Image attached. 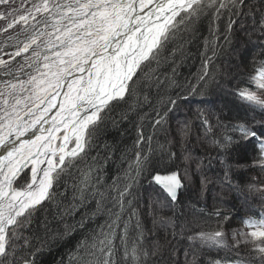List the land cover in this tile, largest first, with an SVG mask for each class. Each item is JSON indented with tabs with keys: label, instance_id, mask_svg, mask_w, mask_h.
<instances>
[{
	"label": "snow or ice",
	"instance_id": "6c2138e0",
	"mask_svg": "<svg viewBox=\"0 0 264 264\" xmlns=\"http://www.w3.org/2000/svg\"><path fill=\"white\" fill-rule=\"evenodd\" d=\"M10 2L0 0V5ZM26 3L31 6L25 7L22 0L19 9H12L21 14L0 28L2 35L21 25L20 31L6 38L15 48L10 59L0 58V264H38L40 254L77 231L82 233V239L69 253L67 264H181L177 254L185 238L188 243L183 248L182 264H202L201 256L213 249L231 255L211 259L209 264H264V213L259 219L248 216L242 220V227L229 233L224 225L230 217L215 202L213 211H197L215 217L216 228L192 232L187 237L181 228L172 232L171 239L165 237L164 243L157 240L150 247L145 244V230L133 207L134 189L141 177L147 173L150 182L164 194V201L157 202L161 210L170 206L175 211L181 190L192 181V175L187 167L183 174L170 170L175 153L166 151L165 145L152 148L153 137H145L141 124L137 125L133 157L129 159L127 152L121 153L120 159L127 161L128 167L104 190L99 187L103 182L101 173L116 150L103 137L109 129L120 131L129 113L149 102L143 86L159 89L161 84L174 85L172 75L186 58L187 47L202 40V66L196 83L186 91L205 95L213 85L222 87L217 75L231 73H221L218 66L213 71L210 65H215L225 44L233 43L238 18L259 13L260 20L253 27L239 24L247 42L253 43L256 36L259 48L252 55L248 75L255 90L234 89L235 97L244 106V115L230 118L224 108L219 113L198 109L203 137L197 139L209 142L216 151L215 158L222 168L218 195L227 189L240 195L259 193L264 200V181L253 182L260 176L243 185L233 179L236 170L246 168L264 175V0H259L258 6L251 0ZM0 19L6 16L0 13ZM205 25L207 36L201 31ZM233 51L239 53L240 49ZM240 59L237 71L243 65V56ZM165 65L171 68V75L160 71ZM177 95L186 99L182 93ZM177 103V98L167 96L153 106L154 131L157 126L163 130L168 112ZM257 110L260 118L248 119V114ZM179 131L183 147L192 133L191 122H185ZM142 144H147V150L140 147ZM93 149H97L95 155H91ZM183 158L185 162L190 159L187 155ZM203 167V160H198L201 196L212 183L201 171ZM26 169L29 174H25ZM65 177L73 181L69 205L56 201V186L66 184ZM89 198L95 202L92 212L81 215L74 223L65 219L74 220ZM97 215L107 219L97 225L98 230L90 229ZM156 223L167 228L175 221L160 216L159 220L154 217V227ZM58 264H65V260Z\"/></svg>",
	"mask_w": 264,
	"mask_h": 264
},
{
	"label": "trees",
	"instance_id": "16d2710c",
	"mask_svg": "<svg viewBox=\"0 0 264 264\" xmlns=\"http://www.w3.org/2000/svg\"><path fill=\"white\" fill-rule=\"evenodd\" d=\"M251 2L257 6L259 5V0H251ZM243 11L247 13L248 9L244 8ZM259 20V13L239 17L238 23L234 25L235 39L233 43L225 44L223 49L218 52L215 65H210L213 71L218 66L221 73H231V75H217V80L220 81L222 87L217 88L213 85L205 95L189 94L186 91L187 88L196 83L197 74L202 66L201 53L204 51V48L202 40H197L187 47L186 58L182 63H178L175 74L172 75L175 84L168 87L161 84L159 89L155 86L145 84L143 86V92L149 96V102L144 103L135 112L129 113V118L122 122L120 131L109 129L107 135L103 137V140L110 145H114L116 150L113 153L112 159L107 162L106 167L101 173V179L103 181L99 186L101 190H104L105 185H110L116 176L122 174L123 169L128 167V162L122 161L120 157L121 153L124 152H127L129 159L133 157L138 124L142 125L145 137L152 135V148L159 149L160 145H165L166 151L175 153V160L168 166L170 170H178L183 174L184 168L187 167L192 175V181L190 183L186 182L185 188L181 190L180 203L175 207V211L170 206L164 207L161 210L157 202L162 203L164 201V194L159 190L158 186L150 182V177L147 173L141 177L138 188L134 189L136 198L133 201V207L137 209L139 220L145 230V244L149 247L153 241L159 240L161 243H164L165 237L171 239L172 232L174 230L179 232L181 228L185 229V237L192 232L200 230L210 231L211 228H216V223L212 225L213 222H216L215 217H212V222L209 221L210 216L205 212L197 211L198 208H205L207 212L213 211L214 202L215 206L222 207V209H236L238 211L236 215L242 220L248 216L259 219L261 217L260 214L264 213L263 204L258 203L259 196H261L259 193H245L244 195H240L225 189L222 195L217 194L219 192L217 181L222 175L219 159L215 158L217 156L216 151L211 147L209 142H205L204 139H197L198 137H203L201 120L197 119L198 109L204 108L209 109L210 112L219 113V110L224 108L225 113L230 118L238 114L240 116L244 115V106L235 97L234 89L237 87L253 86L248 82V75L252 71V55L254 52H258L259 48L256 47V44H258L256 36H253V43H248V38L244 35L243 30L240 29L239 24L243 22L245 27L251 28L254 22H258ZM220 23L223 26L224 21L222 20ZM201 31L203 36L208 35L206 25L202 27ZM237 48L240 49L239 53L233 51V49ZM241 56H243V65L237 71L236 66L241 64ZM160 71L171 75V68L167 65ZM225 92L230 94L225 95ZM178 93H182L183 96H186V99L179 98ZM167 96L177 98V106L168 112L166 117L167 122L164 124L163 130H160V126H157V130L154 131L151 121L155 118V112L152 111V108L153 106H158L161 97ZM160 110L162 112L164 111L162 107ZM145 113H147V116H145ZM253 116L259 119V110L256 113H249L248 119H252ZM141 117L144 118L141 119ZM210 119L211 122H215L211 116ZM188 121L191 122L192 133L182 147L179 129L181 125ZM121 133L123 134L121 135ZM140 147L147 150V144H142ZM130 149L132 151H129ZM96 151L97 149H93L91 155H95ZM99 151L103 153L104 150L101 148ZM185 155L190 157L187 162L183 158ZM158 157L159 151L156 153V158ZM198 160H203L204 167L201 171L212 181L203 196L200 193V172L196 169V162ZM244 163L247 164V161H244ZM256 176H260V179L253 182L260 183L264 181V175H261L258 170L251 168L236 170L233 179L234 182L243 185ZM64 179L67 180L66 184L56 186V201L62 205H69L72 202L74 191L73 181L68 177ZM114 194L112 193V195ZM245 196H247V202H245ZM192 205H196V208H193ZM94 209L95 202L89 198L80 207L79 211L76 212L74 220L68 217L65 219L70 223H74L80 219L81 215L90 213ZM130 210L128 209V211ZM259 212L260 214H258ZM160 216L172 218L175 221L174 226L166 228L160 223H156L154 227V217L159 220ZM106 219L107 217L104 215H97L95 220L91 222L90 229H97V225H103ZM123 219H128L127 211L124 213ZM189 229L191 231H188ZM80 239H82V233L80 231L74 232L53 245L50 251H45L40 254L38 264H58L61 259H64L65 264H67L69 253L75 250ZM187 243L186 238L180 241L181 249L177 254V258L181 261V264L184 260L182 255L183 248ZM226 255L230 256L231 254L226 253L224 250H206L205 255L201 256V261L202 264H209L211 259H220Z\"/></svg>",
	"mask_w": 264,
	"mask_h": 264
},
{
	"label": "rangeland",
	"instance_id": "374dc122",
	"mask_svg": "<svg viewBox=\"0 0 264 264\" xmlns=\"http://www.w3.org/2000/svg\"><path fill=\"white\" fill-rule=\"evenodd\" d=\"M21 3H22V0H12V2H10L7 5H0V13H3L6 16V19H0V28L5 27L10 21L13 20L14 17L21 14L20 11H12V9H14V8L19 9ZM30 6L31 5L26 3V0H25V7H30ZM9 12H12V15H8ZM20 27H21V25L17 24V25H15L14 28L10 29L8 33H3L2 35H0V41L5 39L10 33L11 34L15 33ZM11 53H13V52L7 53L5 56H2L0 58H2L4 60H9ZM16 60H22V57H17ZM13 63H15V61ZM251 88H253V90H255L254 86H252ZM25 174H29L27 172V170H25ZM258 201H259L258 203H261L264 206V200L261 199V196H259ZM257 206H260V205H257ZM263 206H261V207H263ZM222 210L224 211L223 212L224 215H227L230 217V219L224 225L226 232L230 233L232 230L239 228V225H242L241 224L242 219L236 215L238 213V211L236 209L230 208V210H229V209L224 208ZM212 217L213 216L209 217V221L213 220ZM215 223L216 222H213L212 225ZM235 224H237V225H235ZM211 230H212V228H211Z\"/></svg>",
	"mask_w": 264,
	"mask_h": 264
},
{
	"label": "bare ground",
	"instance_id": "6f19581e",
	"mask_svg": "<svg viewBox=\"0 0 264 264\" xmlns=\"http://www.w3.org/2000/svg\"><path fill=\"white\" fill-rule=\"evenodd\" d=\"M21 30V27L16 31V32H18V31H20ZM15 32V33H16ZM15 33H13V34H15ZM7 38V37H6ZM3 39V40H1L0 41V49H2V50H0V57H2V56H5L7 53H10V52H14L15 51V48H13L12 46H11V44H12V42L11 41H7V39ZM5 43H7L9 46L8 47H4V44ZM27 55V54H26ZM27 170V169H26ZM258 214H260V212L258 213ZM261 215V214H260ZM235 225H237V224H235ZM240 227H242V225H239V228Z\"/></svg>",
	"mask_w": 264,
	"mask_h": 264
}]
</instances>
